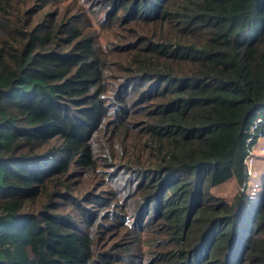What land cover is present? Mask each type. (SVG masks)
I'll use <instances>...</instances> for the list:
<instances>
[{
    "label": "trees",
    "instance_id": "obj_1",
    "mask_svg": "<svg viewBox=\"0 0 264 264\" xmlns=\"http://www.w3.org/2000/svg\"><path fill=\"white\" fill-rule=\"evenodd\" d=\"M260 110L264 0H0V264H264Z\"/></svg>",
    "mask_w": 264,
    "mask_h": 264
},
{
    "label": "rangeland",
    "instance_id": "obj_2",
    "mask_svg": "<svg viewBox=\"0 0 264 264\" xmlns=\"http://www.w3.org/2000/svg\"><path fill=\"white\" fill-rule=\"evenodd\" d=\"M258 123H264V110H260L258 115L254 116L253 125L250 130L252 131ZM245 163L247 166V183L249 184L248 191L252 194V191H258L264 178V136L260 132L252 140L250 155L245 160ZM239 189L238 182L231 180L215 187L214 192L219 196L231 199Z\"/></svg>",
    "mask_w": 264,
    "mask_h": 264
},
{
    "label": "built area",
    "instance_id": "obj_3",
    "mask_svg": "<svg viewBox=\"0 0 264 264\" xmlns=\"http://www.w3.org/2000/svg\"><path fill=\"white\" fill-rule=\"evenodd\" d=\"M258 112H259V111H257V112L255 113V115H258ZM260 123H261V122H260ZM260 123L256 124L255 127L253 128V130H254L255 128H258V126L260 125ZM259 132H260V131H259ZM260 134H261V132H260ZM253 138H254V137L251 135V136L249 137V139H248V142H251V143H252Z\"/></svg>",
    "mask_w": 264,
    "mask_h": 264
}]
</instances>
